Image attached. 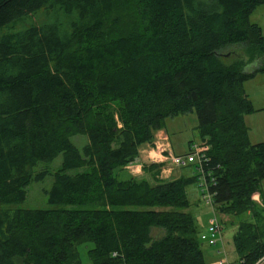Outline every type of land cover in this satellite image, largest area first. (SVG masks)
I'll list each match as a JSON object with an SVG mask.
<instances>
[{
	"label": "trees",
	"instance_id": "1",
	"mask_svg": "<svg viewBox=\"0 0 264 264\" xmlns=\"http://www.w3.org/2000/svg\"><path fill=\"white\" fill-rule=\"evenodd\" d=\"M262 4L0 0V264H82L87 242L89 264H205L183 211L192 165L171 179L158 178V163L142 165L146 178L114 174L166 119L192 111L215 214L236 222L238 264H254L264 254V206L251 199L262 195L264 140H248L243 83L264 73V34L249 20ZM41 11L61 16L38 22ZM232 45L241 51L227 59ZM74 135L87 138L80 149ZM58 154L51 207L10 208L48 174L33 167Z\"/></svg>",
	"mask_w": 264,
	"mask_h": 264
},
{
	"label": "rangeland",
	"instance_id": "2",
	"mask_svg": "<svg viewBox=\"0 0 264 264\" xmlns=\"http://www.w3.org/2000/svg\"><path fill=\"white\" fill-rule=\"evenodd\" d=\"M61 14L53 11H50L48 13L41 11L37 12L36 15H34V18L40 19L37 20L38 22H47V21H53L56 20L57 17L60 18ZM230 52L231 54H236L241 51L240 45H232L228 48H226L222 55L226 56V52ZM230 54V55H231ZM227 59L230 58L229 56H226ZM224 61H226L223 58ZM260 75V76H259ZM263 79V80H261ZM243 90L245 94L247 95L248 99H250V102L252 104V107L254 110L252 112L246 113L243 116V121L245 126L247 127V135L248 140L250 142H259L264 140V73L258 74L255 78H251L243 83ZM171 118H174L175 120H171V123H167V130L170 134V139L172 143L174 142L176 145V148L180 150H185V146H183V143L185 140L193 139L196 141L195 138H197L196 134V116L194 112H189L183 115H177ZM254 135V140L252 141ZM249 136H251V139H249ZM70 141L78 148L80 149L86 142L87 138L85 135H74L70 137ZM191 142V141H190ZM189 143V142H188ZM190 144V143H189ZM189 145L187 147L186 152L188 151ZM172 151V150H171ZM185 152V153H186ZM172 154H175L172 152ZM184 154V153H183ZM181 155V154H176ZM61 161V155L58 154L56 157H54L50 162H39L33 167V176L37 174L38 172L45 170L48 171V174L44 175L41 179L38 180H31V182L26 187L25 191V199L22 203L15 204V205H9L10 208L19 207V208H49L51 207L49 203L47 202V190L49 189L51 185V173L58 168ZM179 168V167H178ZM82 169H72L69 170L68 173H74L76 171H81ZM188 172H192V169L188 170V167H182L181 174L182 175H188ZM114 174L117 179L123 180L127 178L126 174L122 171H114ZM259 188L262 192V197L264 198V180H262L259 184ZM186 193L187 198L189 200V206L185 209H183L184 212H189L193 216L195 220L196 227L199 232L203 231L206 223L209 219V217H212V212L210 208L204 205V203L201 201L199 197V192L196 183H192L186 187ZM261 206L262 204H257ZM218 221L222 224L221 229V241L222 246L217 244L218 250H220L221 253L217 259H219L221 256L225 257L226 264H238L237 255L234 251L233 244L231 241L232 233L235 229L236 222L235 220L230 216L225 215H218L215 214ZM206 244L200 241V248L202 250V253H205L206 251ZM216 246V245H215ZM91 247V243H82L77 246V250L79 253L80 261L82 264H89V261L86 256V249ZM223 249V251H222ZM216 257H214L215 259ZM213 262V264H216V261ZM213 260H207L205 264L212 263Z\"/></svg>",
	"mask_w": 264,
	"mask_h": 264
},
{
	"label": "built area",
	"instance_id": "3",
	"mask_svg": "<svg viewBox=\"0 0 264 264\" xmlns=\"http://www.w3.org/2000/svg\"><path fill=\"white\" fill-rule=\"evenodd\" d=\"M153 147L157 155L160 157L158 162H165L169 167H186L187 165H192L195 173L198 175L196 178V185L199 197L204 205L210 208L212 212V217H209L204 230L199 233L198 240L208 246H215L217 244L222 246V227L215 215L212 196L208 191V181H211V179L205 177L202 167V165L208 161V156L206 154L208 148L207 145L200 141H192L189 144L188 151L181 155L172 154L170 147L164 140H156V144H154ZM256 195V193H253L251 199L256 204H260V200L255 198ZM218 253H221L220 250ZM216 264H226L225 257L221 256L217 259ZM254 264H264V254L259 257Z\"/></svg>",
	"mask_w": 264,
	"mask_h": 264
},
{
	"label": "crops",
	"instance_id": "4",
	"mask_svg": "<svg viewBox=\"0 0 264 264\" xmlns=\"http://www.w3.org/2000/svg\"><path fill=\"white\" fill-rule=\"evenodd\" d=\"M249 20L251 22H254L256 24L259 25L262 33L264 34V4L257 6L249 15ZM261 74V73H259ZM258 74H256L253 78H255ZM260 76V75H259ZM263 80V79H261ZM174 118H176L174 116ZM174 118H168L165 120L164 125L161 129H158L154 132L153 134V140L151 141V143H145L142 146L139 147L138 149V155L137 157L134 159V161H132L131 163H129L128 165H126L122 172L126 174V176H131L134 178H142V177H148L149 173L147 171H144L142 168L143 164H148V163H158L161 164L159 166L158 169V178L160 179H171V178H176L178 176H181V171L182 168H178V167H169L167 163L165 162H158L160 157L157 155L156 151L154 150V144H156V140H164L167 142L168 146L170 147V149L172 150L173 153L175 154H183L186 152L187 147L190 143V141H194L193 139H189V140H185V142H181L183 143V146H185V150H180L178 148H176L175 143L171 141L170 139V134L167 130V123H171V120H175ZM167 122V123H166ZM252 141L254 140V135H252ZM197 140V138H195ZM249 139H251V136H249ZM189 142V143H188ZM256 142V141H255ZM254 143V142H252ZM190 169V167H188V170ZM191 172H188V174H190ZM257 195L255 196L256 199L260 200V202L263 204L264 206V198L262 197L263 195H260L258 193H256ZM206 251L205 253H203V258H204V262H207V260H213L212 263L210 262V264H213V262H215V260L217 259V257H219L220 254H218V248L217 245L216 246H206ZM214 257H216L214 259Z\"/></svg>",
	"mask_w": 264,
	"mask_h": 264
}]
</instances>
